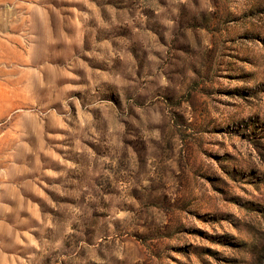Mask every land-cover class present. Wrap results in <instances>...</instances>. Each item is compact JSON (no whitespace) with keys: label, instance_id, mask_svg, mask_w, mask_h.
Listing matches in <instances>:
<instances>
[{"label":"rangeland","instance_id":"1","mask_svg":"<svg viewBox=\"0 0 264 264\" xmlns=\"http://www.w3.org/2000/svg\"><path fill=\"white\" fill-rule=\"evenodd\" d=\"M0 264H264V0H0Z\"/></svg>","mask_w":264,"mask_h":264}]
</instances>
